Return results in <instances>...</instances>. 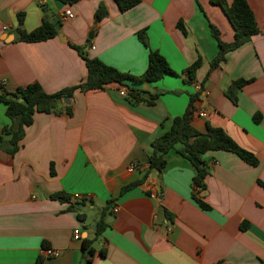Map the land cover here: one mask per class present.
I'll return each mask as SVG.
<instances>
[{
    "label": "crops",
    "instance_id": "1",
    "mask_svg": "<svg viewBox=\"0 0 264 264\" xmlns=\"http://www.w3.org/2000/svg\"><path fill=\"white\" fill-rule=\"evenodd\" d=\"M138 1L119 12L113 0H79L70 6L55 0H0V95L34 82L52 94L83 81V61L68 44L83 47L86 57L120 73L139 76L147 57L136 39L141 30L149 48L178 75L129 84L145 98L160 93L151 106L128 104L116 84L74 91L70 115L61 109L33 114L13 155L5 151L8 137L0 134V264H264V189L258 184L264 183V0H245L259 34L210 71L218 46L208 25L222 43H230L233 35L218 6L209 0ZM98 4L107 16L94 25ZM64 10L71 19H60ZM50 18L60 27L54 38L18 40V30L32 32ZM197 58L200 65L188 85L182 73ZM240 79L251 82L237 92L233 105L224 91ZM195 85L201 93L192 103L190 127L201 134L207 126L221 129L257 165L232 153L207 152L204 189L197 190L191 186L192 167L170 151L159 173L119 194L142 178L150 143L182 115ZM61 107L66 106L60 102ZM8 126L0 103V133ZM129 163L135 165L131 172ZM55 193L88 200L78 202L84 210H71L69 203L50 199ZM107 201L106 226L94 237ZM82 240L91 241V255L81 249ZM44 249L58 256L46 257Z\"/></svg>",
    "mask_w": 264,
    "mask_h": 264
},
{
    "label": "trees",
    "instance_id": "2",
    "mask_svg": "<svg viewBox=\"0 0 264 264\" xmlns=\"http://www.w3.org/2000/svg\"><path fill=\"white\" fill-rule=\"evenodd\" d=\"M63 5H73L79 0H55ZM119 12H125L138 4V0H113ZM209 2L222 11L224 17L229 23L233 35L232 41L228 44L220 42L218 39V32L212 26L208 25L212 38L216 41L218 51L216 55L209 62V71L218 67L225 61V55L239 48L247 43L254 35L259 34L256 28L253 14L247 6L245 0H231L227 5L224 0H209ZM107 16V11L102 4H98L93 13L94 25ZM18 23H20V14L17 15ZM180 29V24H177ZM18 40L25 43H37L54 38L57 31L54 26L46 20H43L38 28L32 32L25 33L17 31ZM136 39L142 47L147 50L146 68L139 76H132L126 73H120L115 69L108 67L101 63L96 58H88L84 55L82 49L76 45L68 44L83 61L86 76L76 86L61 89L52 94H46L38 83H31L24 88H18L13 93H3L0 95V103L4 105V115L9 121V126L3 128L1 133L8 137L5 149L8 155H13L17 151V143L23 136V129L30 125L32 116L35 113L42 114H56L59 109L66 115H70L71 108L69 106L61 107L60 102L63 97H70L74 91L79 93H86L89 91L103 90L107 85L116 84L118 87L125 90L123 97L124 101L130 105L145 104L147 106L153 105L154 100L160 93L148 95L145 98L144 92L129 86V84L138 83H153L164 76L178 77L168 66L164 58L156 51L151 50L147 43V38L144 30L136 33ZM200 65V60L197 58L184 71L185 82L192 85L194 75ZM251 80H236L233 81L224 91V96L233 104H236L237 92ZM201 93V87L195 94L188 96V101L184 112L178 117H174L170 121L169 129L163 132L160 136L155 138L150 143V155L147 158V170L142 178L136 182L125 185L120 189L119 194L130 190L131 188L140 184L150 173H159L165 165V155L173 151L192 167L194 175L191 179L192 189L203 190V179L207 174V167L202 159L207 152H228L236 155L242 162L256 166V158L249 152L241 149L228 135L221 129L206 127L205 133H198L194 131L189 125V117L192 114V103L198 98ZM21 100V102H18ZM59 107V108H58ZM258 115L253 117L254 122H257ZM1 140V138H0ZM1 144V141H0ZM264 189V183H258ZM50 199L62 203H69L70 209L74 210V204L70 202V198L61 193L50 195ZM87 200H80V203H85ZM202 210H206L205 204L199 200H194ZM111 201H107L104 207L99 212V217L94 225V237L100 235L104 227L103 223L105 213ZM164 219L168 220L169 215L163 211ZM91 241L82 240L81 249L87 254L91 255L92 251L89 248Z\"/></svg>",
    "mask_w": 264,
    "mask_h": 264
},
{
    "label": "built area",
    "instance_id": "3",
    "mask_svg": "<svg viewBox=\"0 0 264 264\" xmlns=\"http://www.w3.org/2000/svg\"><path fill=\"white\" fill-rule=\"evenodd\" d=\"M59 17H60L61 20H69V19L72 18V15H71V13H70L69 10H64V11L59 15ZM3 29L5 30L6 27H4ZM1 84H3V81H1ZM195 87H196V90H198V86L195 85ZM118 95H119L120 97H124V95H125V90H124V89H120V90L118 91ZM134 168H135V165H134L133 163H129V164L127 165L126 170L129 171V172H131V171L134 170ZM82 199H83V200H88L86 197H80V196H78V195H72V196L70 197V201H71L72 203H78V202H79L80 200H82ZM113 212H116V209H113ZM167 231H168V229H167ZM78 236H79V234H78V231H77V230L72 231V239H73L74 241L78 240ZM42 254H43L44 256H46V257H53V258H55V257L58 256V252H57V251H55V250H50V249H44V250H42Z\"/></svg>",
    "mask_w": 264,
    "mask_h": 264
},
{
    "label": "water",
    "instance_id": "4",
    "mask_svg": "<svg viewBox=\"0 0 264 264\" xmlns=\"http://www.w3.org/2000/svg\"><path fill=\"white\" fill-rule=\"evenodd\" d=\"M49 16H50V15H49ZM46 18H47V17H44V19H46ZM50 22H51V24L54 26L55 30L58 31V30L60 29L59 24H58V22H57L55 19L50 18ZM58 36H59V38H60V35H59V34H58ZM90 39H91V36L89 35V36L87 37V40L89 41ZM18 102H21V100H18ZM61 104H62L63 106H69V105H70V99H69L68 97H63V98L61 99ZM74 208L77 209V210H84L82 204H80V203L75 204V205H74Z\"/></svg>",
    "mask_w": 264,
    "mask_h": 264
}]
</instances>
